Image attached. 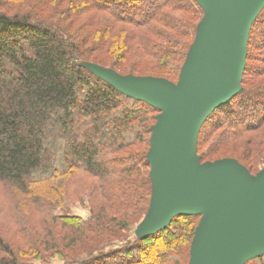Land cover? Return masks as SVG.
Instances as JSON below:
<instances>
[{
  "label": "trees",
  "instance_id": "16d2710c",
  "mask_svg": "<svg viewBox=\"0 0 264 264\" xmlns=\"http://www.w3.org/2000/svg\"><path fill=\"white\" fill-rule=\"evenodd\" d=\"M2 4L0 0V181L24 195L39 191L43 180L55 182L49 201L62 208L69 203L64 204L65 195L60 198L62 187L82 172L96 177L104 193L120 190L116 198L126 195L124 206L134 205L127 207L132 213H145L152 183L147 150L141 147L148 148L159 110L122 93L88 65L108 61L116 69L127 58H146L171 75L168 79L177 80L204 16L202 7L197 0H69L70 10L56 11L59 16L52 21L38 11L23 15L1 9ZM90 13L93 20L74 27V18ZM248 45L257 55L248 52L241 90L215 109L200 131L202 162L215 160L210 158L229 144L235 149V141L240 144L248 132L258 135L256 147L249 149L256 152L251 158L264 155V8L252 25ZM130 69L129 74L139 75ZM212 139L213 148L204 150ZM241 153L238 161L249 157V151ZM127 187L136 192L124 193ZM100 213L101 207L88 219L53 215L73 229L63 238L66 250L102 245L97 242L107 235L105 227L94 236L82 233H94L103 225L99 221L105 215ZM122 216L118 223L128 229L131 216L128 211ZM200 218L178 215L156 234L63 264H188L191 247L186 249ZM0 254V264H26L1 234ZM246 264H264V254Z\"/></svg>",
  "mask_w": 264,
  "mask_h": 264
},
{
  "label": "water",
  "instance_id": "95a60500",
  "mask_svg": "<svg viewBox=\"0 0 264 264\" xmlns=\"http://www.w3.org/2000/svg\"><path fill=\"white\" fill-rule=\"evenodd\" d=\"M197 2L204 16L178 84L88 67L159 110L147 154L153 197L140 238L178 215H201L190 264H245L264 254V171L252 175L233 159L201 162L196 150L203 123L241 90L250 30L264 0Z\"/></svg>",
  "mask_w": 264,
  "mask_h": 264
},
{
  "label": "rangeland",
  "instance_id": "374dc122",
  "mask_svg": "<svg viewBox=\"0 0 264 264\" xmlns=\"http://www.w3.org/2000/svg\"><path fill=\"white\" fill-rule=\"evenodd\" d=\"M2 2L3 7L1 9L6 10L7 8H11L12 11H21V13H24L23 15L29 14V11H38L39 13H41V15L52 21L57 20L59 16H55L56 11L66 12L70 10L69 0H2ZM90 14L74 18V27H81L82 24L87 20H93L91 19L92 14ZM88 24L91 25V23ZM94 28H96V26H94ZM256 30L257 27L255 26L254 33H256ZM255 50V47L248 45L247 52L250 51L255 55ZM95 55H97V53ZM103 61L105 62L106 60L104 59ZM107 62L105 63L108 64ZM250 63L252 64V62ZM93 64L104 68L105 71L108 69L123 76L134 75L128 73L129 71H131V67L135 69L132 70L134 73L136 72V74H139L135 76L165 79H168L169 76H171L163 70L155 69L152 66L154 63H152L151 60L146 58L142 59L140 57L127 58L125 62L121 63L124 66L119 64L122 68H120L119 66L116 67V69L111 68L106 64ZM172 79L173 80H168L175 84H178L179 77L177 78V80H175L174 78ZM242 84L243 80L241 82V86ZM155 122L156 121L153 122L152 126L155 124ZM152 126L150 127V130ZM255 137H258L256 132H248L244 134L242 140L240 141V144H238V140L235 141V149L232 147L233 143L229 144L228 146L220 148L218 154L214 155L210 159H215L213 161L221 159H233L237 162V164H239L240 167L248 171L250 174L257 175L260 172L264 171V155H262V157L256 161L251 158L252 155L256 157V152L254 153V150H252V153L249 150L250 148H254L257 145L256 139L254 140ZM150 138L151 132L148 136V148L146 146L141 147L142 149L147 150V154L150 150ZM198 140L199 135L197 138L196 155L200 157L201 151L199 153ZM214 140L215 139H212L210 142L204 145L203 149L207 150L213 148L212 146L215 144ZM243 150L249 151V157L244 156L241 159L242 161H238V156L243 155L241 153ZM246 165L249 167H253V169L251 168L252 170L250 171V169ZM96 181V177L82 172L77 174V176L73 179L69 180L65 187H62L60 195V198L62 195H65L64 204L66 202L69 203H66L62 208L60 206H55L56 204H51L49 201L51 197L50 188H56L57 186V184H54L55 182H45L43 180L41 181V189L39 191L35 190L34 193L24 195L11 187L8 183L0 181V234L14 248V250L21 256V258L26 261V264H63L70 261L69 258H85L90 252H93L95 250L99 251L103 247H105L104 250L106 251H110L116 248L118 249L120 247L126 246L130 242H133L137 238H140V230L142 226L147 222L146 219L148 218V214L151 209V202L153 197L152 180V193L149 209L142 214H136L135 212L132 213V209L127 208L134 207V205L124 206V204L126 203L125 200L127 199L126 195L123 196V198H116L115 194L120 190L117 191L115 189H112L109 191V194L106 192L104 193L99 185H97ZM128 191L136 192V189L131 190V188L127 187L125 188L124 193ZM53 206L56 207V210L54 211H52ZM100 207L104 210V214H100L105 215L103 220L99 221L101 224L103 223V225L97 226L96 232L94 233L86 231L83 232V230L82 233L84 234V237L94 236L101 228L105 227V230L108 232L105 233L107 235H105V238H102L103 240L101 239L97 242H103L102 245L96 244V242L94 244L86 243L80 244L79 246L72 248V250H66L65 244L67 243V241L65 243L63 241V238L65 237V233L71 232V230L73 229L62 225L59 221H55L53 219V215H56L58 217L68 213L73 216L88 219L92 214V210L94 209L96 213H99ZM127 211L131 216L129 217L131 221L129 223L128 229H123L121 227V224H119L118 222L123 219L122 215ZM263 230L264 225L262 227V232ZM102 233H104V231ZM53 246H55V248ZM190 247L191 246H189L186 251L189 250ZM190 250L187 254L188 264H190L191 260Z\"/></svg>",
  "mask_w": 264,
  "mask_h": 264
}]
</instances>
